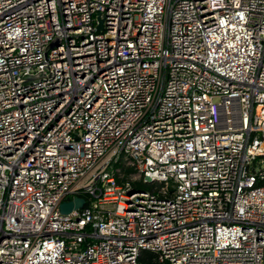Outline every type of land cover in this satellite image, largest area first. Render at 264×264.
I'll list each match as a JSON object with an SVG mask.
<instances>
[{"label":"built area","instance_id":"built-area-1","mask_svg":"<svg viewBox=\"0 0 264 264\" xmlns=\"http://www.w3.org/2000/svg\"><path fill=\"white\" fill-rule=\"evenodd\" d=\"M142 250L264 264V0H0V264Z\"/></svg>","mask_w":264,"mask_h":264},{"label":"water","instance_id":"water-1","mask_svg":"<svg viewBox=\"0 0 264 264\" xmlns=\"http://www.w3.org/2000/svg\"><path fill=\"white\" fill-rule=\"evenodd\" d=\"M98 29H101L102 26H101V23L97 26ZM59 42V39L58 38H55L53 39L52 41H50L46 47H45V50H44V60L46 61L47 59V51L49 48L55 46L56 43ZM43 68H48V64L47 63H44L42 65ZM43 73L42 71H39L37 73H34V74H24L19 80L18 82L21 84V85H27L29 83H33V82H37L39 81L41 78H43ZM50 76V75H49ZM85 200L82 198V197H75L73 198L72 200L70 201H63L60 203V211L62 213H68L70 212L72 209H77V208H80L83 204H84Z\"/></svg>","mask_w":264,"mask_h":264},{"label":"trees","instance_id":"trees-1","mask_svg":"<svg viewBox=\"0 0 264 264\" xmlns=\"http://www.w3.org/2000/svg\"><path fill=\"white\" fill-rule=\"evenodd\" d=\"M139 264H169L168 262H159L156 253L149 250H142L138 257Z\"/></svg>","mask_w":264,"mask_h":264}]
</instances>
